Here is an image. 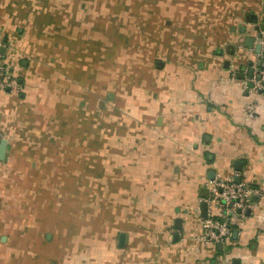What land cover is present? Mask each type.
<instances>
[{
  "label": "crops",
  "instance_id": "1",
  "mask_svg": "<svg viewBox=\"0 0 264 264\" xmlns=\"http://www.w3.org/2000/svg\"><path fill=\"white\" fill-rule=\"evenodd\" d=\"M256 24L264 0H0V264H264ZM212 170L260 192L221 248Z\"/></svg>",
  "mask_w": 264,
  "mask_h": 264
},
{
  "label": "built area",
  "instance_id": "2",
  "mask_svg": "<svg viewBox=\"0 0 264 264\" xmlns=\"http://www.w3.org/2000/svg\"><path fill=\"white\" fill-rule=\"evenodd\" d=\"M262 33L264 34V31ZM257 42L261 43L262 48L257 54L254 75L245 82V85L248 89L264 92V39L258 38ZM2 60L3 54L0 51V88H17V79L7 75ZM249 82L252 83L251 87ZM237 179V173L215 175L206 183L209 194L203 200L208 206V214L203 220L202 238L208 243L225 242L232 231L230 217L239 212V209L241 213L247 209L251 210L253 193H260L255 186Z\"/></svg>",
  "mask_w": 264,
  "mask_h": 264
},
{
  "label": "water",
  "instance_id": "3",
  "mask_svg": "<svg viewBox=\"0 0 264 264\" xmlns=\"http://www.w3.org/2000/svg\"><path fill=\"white\" fill-rule=\"evenodd\" d=\"M245 29H246V27L243 26L242 27V31L245 32L246 31ZM253 31L255 33H251V35H248L247 38H246L245 43H246L247 46L252 48L253 45H254V42H256L255 51H256V53H259L261 51L262 45H261V43L257 42V39L261 38V37L264 39V34L262 33L264 31V24H256L254 26V28H253ZM249 65H251V68L249 70V77L248 78L251 79L253 77V75H254V72H255V70L253 68L254 62L251 61ZM242 70L245 71V67H243ZM244 76L245 75L242 74V77H244ZM249 86L250 87L252 86L251 82H249ZM7 147H8V139L7 138H2L0 140V160H4L5 159L6 154H7ZM214 175H215V171L212 170L210 172V176L209 177L212 179L214 177ZM237 180L239 181L240 179H237ZM206 210H207L206 204L203 203V214H204V217H206ZM238 211L241 213L240 209ZM246 212H247L248 215H250L251 210L247 209ZM125 239H126L125 233H121L120 239H119V245L121 247L124 246ZM222 245H223L222 242L218 243L219 248H221Z\"/></svg>",
  "mask_w": 264,
  "mask_h": 264
}]
</instances>
